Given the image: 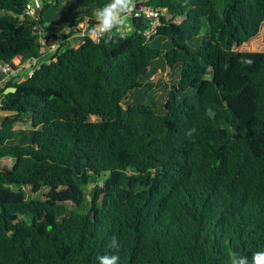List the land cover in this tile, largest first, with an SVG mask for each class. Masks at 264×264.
I'll return each mask as SVG.
<instances>
[{
    "label": "trees",
    "instance_id": "1",
    "mask_svg": "<svg viewBox=\"0 0 264 264\" xmlns=\"http://www.w3.org/2000/svg\"><path fill=\"white\" fill-rule=\"evenodd\" d=\"M35 1L0 0V62L43 61L0 90V159L14 161L0 170V264H230L264 251V51L236 49L260 33L264 0H149L169 16L151 39L142 17L126 39L79 48L67 40L109 0ZM41 38L66 41L56 61ZM159 62L178 76L156 108Z\"/></svg>",
    "mask_w": 264,
    "mask_h": 264
},
{
    "label": "built area",
    "instance_id": "2",
    "mask_svg": "<svg viewBox=\"0 0 264 264\" xmlns=\"http://www.w3.org/2000/svg\"><path fill=\"white\" fill-rule=\"evenodd\" d=\"M149 0H134V8L133 11L130 14L129 20L134 18H142L145 17L150 20V28L143 32L145 37L147 39H151L158 30V27L161 25V18H166L167 10L165 8H155L148 4ZM36 7L39 6V0L35 1ZM26 13L28 15H34L35 14V8L32 6H29L26 10ZM130 23V22H129ZM95 24V23H94ZM94 24H90L87 21H84L80 23L74 31H76V34L67 40L68 43H70L71 39L75 38L77 41V45L80 47L82 44L85 43L86 38H90L95 42H99L103 37H93L90 32L91 28L94 26ZM132 30V27H131ZM130 30V31H131ZM129 31V32H130ZM139 33H142V31H139ZM66 42L62 39H55L53 41H48L46 39L41 38V55H48L51 56L52 59L47 60V63H51V61H56L55 54L60 49L62 44ZM42 59L38 58H31L26 61H23L22 59H15L11 63L6 62H0V89H4L7 87L11 82H18L20 73L24 68H31L30 73L26 76L27 78H30L34 72L40 67L42 63ZM0 106H1V98H0Z\"/></svg>",
    "mask_w": 264,
    "mask_h": 264
},
{
    "label": "clouds",
    "instance_id": "3",
    "mask_svg": "<svg viewBox=\"0 0 264 264\" xmlns=\"http://www.w3.org/2000/svg\"><path fill=\"white\" fill-rule=\"evenodd\" d=\"M134 8V0H109L102 6L92 9V17L95 20L90 34L93 37H105L109 40L113 36L120 39H126L132 25L129 23V17ZM251 63V61H246ZM205 114L214 118L216 113L212 108H207ZM192 129L187 135H191ZM113 249L119 247L117 239L113 237L111 245ZM119 256L115 254H104L97 257L98 264H119ZM230 264H264V251L253 252L249 258L246 255L233 252L230 257Z\"/></svg>",
    "mask_w": 264,
    "mask_h": 264
},
{
    "label": "rangeland",
    "instance_id": "4",
    "mask_svg": "<svg viewBox=\"0 0 264 264\" xmlns=\"http://www.w3.org/2000/svg\"><path fill=\"white\" fill-rule=\"evenodd\" d=\"M169 16H166V19H168ZM183 18H178L176 21L181 22ZM49 25H46V28H48ZM239 51L243 52H262L264 51V23L261 28L260 33L253 39H251L248 43L244 44L240 48H236ZM31 68H24L21 72V76L19 79H24L29 73ZM151 76L149 78V81L153 83V89L148 95V99L151 101V103L156 108L162 107L164 102L166 101L167 93L170 90L171 85L173 82L177 81V74L178 70H171L170 68H167L162 62L157 63V66H155L154 70H150ZM208 78H212V75L209 74ZM143 91L134 93L131 98H127V101H131L135 98H144L147 99L143 95ZM14 164V161L10 158L0 159V170L1 169H12ZM98 179L95 175L91 174L86 185L82 186V189L86 195L87 198L90 197L94 193V189L98 185ZM46 191V190H45ZM66 206L68 209H72L74 207L73 203H67Z\"/></svg>",
    "mask_w": 264,
    "mask_h": 264
},
{
    "label": "crops",
    "instance_id": "5",
    "mask_svg": "<svg viewBox=\"0 0 264 264\" xmlns=\"http://www.w3.org/2000/svg\"><path fill=\"white\" fill-rule=\"evenodd\" d=\"M73 41H75V42H73ZM71 47H75V48H79V46L77 45V42H76V40H72V46ZM20 76H21V73H20ZM20 78V77H19ZM27 79V77H25L24 79H19L18 80V82H22V81H24V80H26ZM0 90H2V89H0ZM1 98V97H0ZM8 116V114H4V113H0V127H1V123H2V121L6 118Z\"/></svg>",
    "mask_w": 264,
    "mask_h": 264
},
{
    "label": "water",
    "instance_id": "6",
    "mask_svg": "<svg viewBox=\"0 0 264 264\" xmlns=\"http://www.w3.org/2000/svg\"><path fill=\"white\" fill-rule=\"evenodd\" d=\"M17 91L16 87H9L5 90L4 94H10V93H15ZM1 97V95H0Z\"/></svg>",
    "mask_w": 264,
    "mask_h": 264
}]
</instances>
